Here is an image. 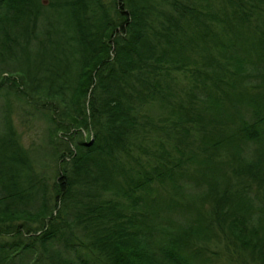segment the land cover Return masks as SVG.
<instances>
[{
  "label": "trees",
  "instance_id": "16d2710c",
  "mask_svg": "<svg viewBox=\"0 0 264 264\" xmlns=\"http://www.w3.org/2000/svg\"><path fill=\"white\" fill-rule=\"evenodd\" d=\"M43 1L0 0V264H264V0Z\"/></svg>",
  "mask_w": 264,
  "mask_h": 264
},
{
  "label": "rangeland",
  "instance_id": "374dc122",
  "mask_svg": "<svg viewBox=\"0 0 264 264\" xmlns=\"http://www.w3.org/2000/svg\"><path fill=\"white\" fill-rule=\"evenodd\" d=\"M46 4L47 3H45V5ZM4 98L5 97L0 91V126L2 124L1 109L5 105ZM8 98L10 101L9 104H11L12 106L10 121H11V126L15 132V135L18 137V141L20 145H22L28 151L30 157L36 161L35 165L37 166V170H39V175L44 176L46 178L48 188L50 191L54 178V173L57 167V163L54 162L55 159L52 160V157L50 156V153L52 151L51 146L55 145L58 147V149L61 150L63 145H66L64 143L68 141L69 133L66 135L62 133H57V134L52 133L51 135V133H49L47 122L42 117L43 114L47 111L48 107L51 106L50 104H43L38 107H33V106L31 107V106L20 105V103H18L13 97H8ZM150 111L152 112V113L150 112L152 115L156 114V111H154L153 109ZM84 139L86 141V137H84ZM154 186L159 187L160 189L159 188L158 189L162 190V187L157 186V184H154ZM188 189L189 190H185V193L192 194L194 192L191 190V188ZM172 218L173 220L179 219V217H175L174 215L172 216ZM18 221L20 223L22 221H26V219H21ZM27 222H29L27 224L30 226L35 225L31 221H27ZM77 232L78 231H76V234ZM74 239L77 244L78 239H76V237ZM25 241H27V239H25ZM206 246L208 248V251L211 253H215V252L217 253L223 251L222 245L218 243L216 238H212L211 241L208 243V245L206 244ZM230 250H232V247H230ZM233 253L231 254L233 255L234 259L237 260L236 259L238 257L237 254L235 252ZM17 260L22 261V259L20 258H17ZM134 262L136 263V261ZM221 263L229 264V261L227 259V256H225V254L221 255ZM250 264L253 263L250 262Z\"/></svg>",
  "mask_w": 264,
  "mask_h": 264
},
{
  "label": "water",
  "instance_id": "95a60500",
  "mask_svg": "<svg viewBox=\"0 0 264 264\" xmlns=\"http://www.w3.org/2000/svg\"><path fill=\"white\" fill-rule=\"evenodd\" d=\"M43 2H44V3H46V1H45V0H44ZM89 144H90V142H89Z\"/></svg>",
  "mask_w": 264,
  "mask_h": 264
}]
</instances>
